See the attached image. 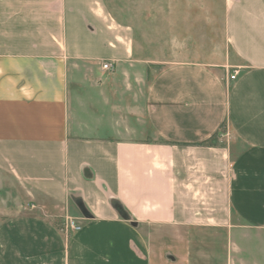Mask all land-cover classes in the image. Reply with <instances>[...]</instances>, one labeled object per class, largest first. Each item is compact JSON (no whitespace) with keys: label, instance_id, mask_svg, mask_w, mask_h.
<instances>
[{"label":"crops","instance_id":"crops-1","mask_svg":"<svg viewBox=\"0 0 264 264\" xmlns=\"http://www.w3.org/2000/svg\"><path fill=\"white\" fill-rule=\"evenodd\" d=\"M208 3L219 31L152 56L107 0H0V264H179L152 245L179 232L233 264L264 235V0Z\"/></svg>","mask_w":264,"mask_h":264},{"label":"rangeland","instance_id":"rangeland-1","mask_svg":"<svg viewBox=\"0 0 264 264\" xmlns=\"http://www.w3.org/2000/svg\"><path fill=\"white\" fill-rule=\"evenodd\" d=\"M110 1V3H109ZM154 4L153 8L146 7L145 3ZM107 0L109 8L118 13L119 20L122 26H129L132 22L137 25L136 37H148V44L145 46L149 55H160L162 51L168 50L166 42L162 38L169 37L172 34L183 36L187 39L207 38L210 34L219 31L220 23H204V19L210 14V0L205 2L200 0ZM160 4H157L159 3ZM216 2V1H215ZM200 3V8H199ZM214 13L216 9H213ZM218 13V12H216ZM145 16H148L144 22ZM218 28V30H217ZM209 43L205 48H208ZM170 50V47H169ZM79 68L82 64L89 65V62L78 61ZM76 69V68H75ZM88 71L73 72L74 76L80 81L81 77L87 74ZM119 208V207H118ZM120 217L124 218V212L119 208ZM234 223L237 220L233 219ZM154 234V233H152ZM212 235V236H211ZM147 238V236H146ZM218 241L216 248L209 244V240L215 239ZM225 238V233H209V232H179V233H163L162 237H155L152 243L155 250L156 260L159 257L175 258L179 264H198V257L201 256V261H208L210 252L215 250V264H224L225 255L223 244L219 245L220 240ZM234 240L244 242L245 247L235 249L233 255V264H264V247H255V243L259 239L264 242V235L261 238L256 234L246 232L244 237L234 236ZM161 241L164 243L161 244ZM248 243V244H247ZM171 245V249H166L165 245ZM213 246V249H212ZM263 251V252H262ZM178 255V256H176Z\"/></svg>","mask_w":264,"mask_h":264},{"label":"built area","instance_id":"built-area-1","mask_svg":"<svg viewBox=\"0 0 264 264\" xmlns=\"http://www.w3.org/2000/svg\"><path fill=\"white\" fill-rule=\"evenodd\" d=\"M113 68L114 67H113V65L110 62H104L101 65V69L104 72H112ZM235 77H236V73H233L232 75L229 76V79L230 80H234ZM68 228H70L71 230H77L79 227L73 221H70L69 224H68Z\"/></svg>","mask_w":264,"mask_h":264}]
</instances>
